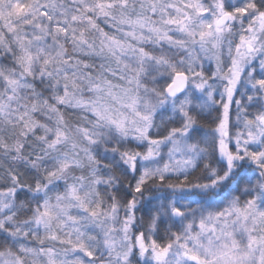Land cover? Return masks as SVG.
Wrapping results in <instances>:
<instances>
[{
    "label": "snow or ice",
    "instance_id": "6c2138e0",
    "mask_svg": "<svg viewBox=\"0 0 264 264\" xmlns=\"http://www.w3.org/2000/svg\"><path fill=\"white\" fill-rule=\"evenodd\" d=\"M0 264H264V0H0Z\"/></svg>",
    "mask_w": 264,
    "mask_h": 264
}]
</instances>
